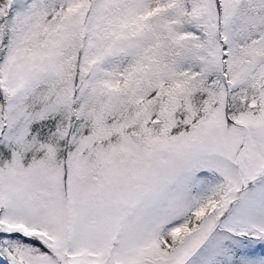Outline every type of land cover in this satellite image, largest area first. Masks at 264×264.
<instances>
[{
  "label": "snow or ice",
  "instance_id": "snow-or-ice-1",
  "mask_svg": "<svg viewBox=\"0 0 264 264\" xmlns=\"http://www.w3.org/2000/svg\"><path fill=\"white\" fill-rule=\"evenodd\" d=\"M0 264H264V0H0Z\"/></svg>",
  "mask_w": 264,
  "mask_h": 264
}]
</instances>
